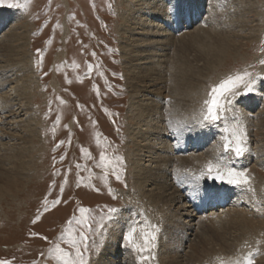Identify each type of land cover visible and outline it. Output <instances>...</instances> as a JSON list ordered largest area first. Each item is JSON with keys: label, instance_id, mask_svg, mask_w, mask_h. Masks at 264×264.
<instances>
[{"label": "rangeland", "instance_id": "374dc122", "mask_svg": "<svg viewBox=\"0 0 264 264\" xmlns=\"http://www.w3.org/2000/svg\"><path fill=\"white\" fill-rule=\"evenodd\" d=\"M183 1L178 3L179 8L184 5ZM130 2V0H0V10L16 13V20L11 18L14 13L10 14L11 17L0 26V35L9 32L11 27H16L19 33L26 27L29 29L28 47L23 51L24 53L28 50V57L24 56L22 60L28 67H25V76H21V79L18 77L17 80L26 81L29 85L31 98L28 99L24 94L19 95L23 99L22 103L28 106L26 107L28 118L34 121V126L30 127L31 132H23L25 128L17 132L21 137L23 134L26 135L24 140L29 148L25 153V160H31V163L23 171V176L18 178L16 187L10 191L4 190L2 196L0 195V259L8 260L11 264H55L48 255L47 250L51 246L49 242H56L66 222L73 216L80 215L79 207L91 209L92 215L97 218L106 212L108 207L117 208L118 212L104 222L100 233L89 234L88 264H96L108 245L114 222L123 214L127 216L129 210L134 208V203H137L139 198H132L138 190L132 183L130 165L132 146L126 142V130L131 122L127 117V108L132 89L128 86L130 81L120 54L121 37L123 35L126 37V33L121 36L120 30L122 33V30L129 27L121 16L128 12ZM197 2L198 9L192 22L194 26L190 28L188 25L190 29L187 30L197 32L198 29L206 27L208 31L203 29L195 35L184 36L182 34L184 31L173 29L170 22L167 29L170 30L169 38L173 40L168 60L181 67L190 63V66H197L199 67L197 70L204 73L201 72L200 75L198 70L196 75V91L200 87V92L196 93L198 109L201 99L205 98L208 84L217 82L228 73L247 68L248 71L257 74L256 83L254 91L235 97L230 110L226 111L225 116L215 124L201 125L196 120L195 144L191 146L183 139L177 138L170 141L171 152L178 155L193 152L198 158L195 160V174L199 175L206 162L215 159L217 147L221 145L220 137L224 135L223 128L237 123L238 118L247 137L245 144L247 151L243 156L233 158L231 161L240 164L238 169L247 170L250 183L255 190L256 183L263 180L260 192L264 196V165H259L257 163L259 158L256 157L258 151L264 148V132L259 135L254 123L256 120L252 116L261 112L264 118V65L259 63L264 59L262 51L264 0ZM161 7H164V3ZM238 22L240 25H236ZM212 28L217 30L216 33ZM205 31L207 34L210 32L212 37L209 38ZM214 34H219L220 37ZM37 49L41 52L37 53ZM23 53L18 57L20 60ZM41 59L42 62L38 64L37 61ZM31 65L34 71L31 70ZM241 92L243 93V89ZM174 134L175 132L172 133ZM82 148L87 149L90 156L82 152ZM101 151L106 152L112 160L109 169L96 167ZM117 156L123 158L122 164L115 159ZM77 165H80L79 169ZM111 167L122 169V181H117L111 175ZM231 168L236 169L235 166ZM104 171H109L107 184L101 179ZM183 174H180V179L185 178L186 172ZM78 175L82 178L79 184L84 182V185L79 186ZM190 180L194 195L188 200L192 204L191 210L196 212V218L190 222L194 229L189 240L195 242L197 246L202 244L201 248L205 247L198 248L201 254V258L199 257L201 261L198 264H216L217 256L225 259L235 258L257 248L258 252H253V264H264V224H259L258 227L250 226L248 223L233 225L225 239H229L227 240L229 248L225 249L213 243H218L219 240L213 230L217 229V225L221 226L222 221H228L234 216L233 213H229L222 217L225 214L223 213L221 221L217 219V215H221L225 209L231 211L235 206H242L238 194H244V191L248 194V191L226 182L208 179L206 176L198 181L192 177ZM109 188L113 189L111 193ZM213 194H228L229 198L224 203L219 202L217 209H212L211 205L204 207L206 197ZM45 198L48 201L47 211L44 210ZM57 198L60 203L53 205L52 201ZM195 206H198V211ZM261 208H264V203ZM38 212L40 218L33 223ZM145 215L148 223L138 219L140 222L138 221L137 225L149 224L154 217H151L153 212L150 211ZM149 215L152 219L148 217ZM199 222L205 226L206 234L196 226ZM166 226L168 225L165 223L162 229H166ZM207 235H210V239H207L209 238ZM163 236L165 254L162 255V260H166L162 262L163 264H168L165 255L177 253L178 260H181L185 253H189L188 246H180L179 234L176 232L164 231ZM44 237H47V240ZM123 238L124 236L120 237L121 240ZM203 238L213 245L203 244L202 242H205ZM257 240L261 242L259 245L256 243ZM167 244H170V247H167ZM127 246L129 258L131 257L128 258L129 264H156L154 259L141 261L133 257L139 254L154 255L156 258L154 249L141 254L135 249L130 250V245ZM62 247L67 245L62 243ZM210 248L212 250H209ZM178 255H181V258ZM261 256L263 260L256 263ZM119 257L123 258L122 254ZM184 262L183 260L182 264H194Z\"/></svg>", "mask_w": 264, "mask_h": 264}, {"label": "bare ground", "instance_id": "6f19581e", "mask_svg": "<svg viewBox=\"0 0 264 264\" xmlns=\"http://www.w3.org/2000/svg\"><path fill=\"white\" fill-rule=\"evenodd\" d=\"M130 1V8L127 7L128 12L121 16L125 23L129 24V27L127 26L128 28L126 30H122V33L120 30L121 36L126 33V37L124 35L121 37L120 54L123 57L125 70L130 81L128 86L132 89V93L130 91L131 94L127 108V117L131 122L126 130V142L132 146L130 151L132 183L138 188L137 194L135 197L132 196V198L139 199H137V203H134V208L129 210L127 216L123 214L114 222L108 238V245L96 264L128 263L129 255L127 247L129 248V246H127L128 243L125 239L123 238L121 240L120 237H125L133 224L139 221L138 219L148 223L146 218L147 214L145 215L147 211L153 212L151 217L154 216L153 219L150 218V215L148 216L152 219L149 224L156 225L158 228L160 227L155 240V263L163 264L162 262L166 261L162 260V255L165 254L163 250L165 245L163 244L162 238L164 237V231H169L179 234L178 241L180 246H188L189 253H185L184 258L178 255L181 260H178L177 253H174L175 255H165L168 264H182L183 260L185 261L184 263L193 262L194 264H198L201 261V254L198 248L202 244L200 243L201 245L197 246L195 242L192 243L189 240L194 229L190 222L194 220L193 218L196 216V212L194 213L193 209L191 210L192 204L188 200V198L190 199L194 195L190 177H192L191 173H196L195 160L198 158L193 152L188 155L184 154L185 156L173 154L171 152L172 144H170V141L177 138L179 140L183 139L184 142L186 141L191 146L195 144L196 119L193 117L197 115V110H199L198 105L196 106L198 103H196V93L200 92V87L196 91L197 87L195 82L197 71L199 70L197 68L199 67L190 66V63L181 67L177 66V63H172V60H168L169 50L173 40L168 36L170 30L167 29V26L169 22L172 23L173 29L184 31H182L184 36L195 35L197 32L199 33V30H206V27L202 28V30L201 28H197V32L187 30L194 26L192 22L196 16L199 3L197 1L199 0H184V5L181 8L178 6L181 0ZM163 3L164 7H161ZM237 9L241 8L237 7ZM13 13L14 11L11 12L10 10H0V26ZM11 18L16 20V13ZM188 25H190V28H188ZM236 25H240L239 22ZM214 29L213 31H215ZM206 31L205 34L209 38L210 36L212 37L209 34L210 32L207 34ZM7 33L0 35V195L4 193V190L10 191V189L16 187L18 178L23 176V171L31 163V160H25V153L29 148L24 140L26 135L23 134V137H21L17 132H21L22 128H25L23 132H31L30 127L34 126V121L28 118V108H26L28 106L22 103L23 99L19 95L24 94L30 99L29 85L26 81L17 80L18 77L21 79V76H25V67H28L22 60H24V56L28 57V50L24 53L23 51L24 48L26 49L28 47L30 39L29 29L26 27L23 32L19 33L16 31V27H11ZM218 35L216 34L215 36L220 37ZM220 41L223 43L221 39ZM21 53L23 54L20 60L18 57H20ZM16 57L18 61H16ZM30 68L34 71L33 65ZM21 71L22 73H20ZM204 71L207 73L206 70ZM201 72L203 73V71L198 73L200 74ZM33 82L34 80L32 79ZM252 102L253 100L250 101V104ZM252 116L256 120L254 123L259 131V135H261L264 132V128H261L264 126L262 124L264 123V118L261 116V112L259 114H253ZM169 121L172 122V127L169 126ZM178 121L183 124V127L177 124ZM257 122L259 123L257 124ZM173 132H175L174 135H172ZM18 140L20 141L18 142ZM259 146L258 144L257 148ZM186 150L188 149L186 148ZM258 154H256V157L259 158L260 162L258 161L257 163L264 165V148L259 150ZM232 166H235L236 170H240L238 169L240 167L239 163L231 161L229 167ZM185 172V178L180 179V174ZM261 183H263V180L256 183L255 194L251 192L247 194L245 191L244 194L242 193L243 191L241 195L238 194L241 198L242 206H235L231 211L225 209L221 215H217V219L221 220L222 217L229 215V213L234 214L233 217H228V221L224 222L221 220L222 225H217V229L213 230L219 239L218 243L213 242L214 244L225 249L229 248L227 241L229 239H225L230 234L229 230L233 228V225L239 226L243 225V223H248L250 226L258 227L259 224H264V211H262L264 208H261L264 203L262 202L263 194L260 192L262 188ZM80 184L84 185V182ZM80 184L79 186H81ZM138 191H140L139 195ZM227 195H209L206 197V203L203 206L207 207L211 205L212 209H217L219 202L224 203L229 198H227ZM195 209L198 211V206H195ZM257 209H260V211H257ZM223 213L225 214L223 215ZM165 223L168 226L163 230L162 228ZM207 225L209 226V224ZM196 226L202 230V233L206 230L205 226L200 222ZM209 236L207 235V237ZM135 239L142 243L139 236V228ZM207 239H210V237ZM215 240L217 242V239ZM194 241L199 242L198 240ZM202 243H206L209 246L213 245L212 242H207L206 239ZM166 246L170 247V244ZM202 248L205 247L203 246ZM214 249L216 248L214 247ZM130 250L134 251L131 246ZM209 250L212 249L210 248ZM120 254H122L123 258L119 257ZM133 257L134 259H139V254H135ZM262 260V256L258 257L256 263H260Z\"/></svg>", "mask_w": 264, "mask_h": 264}, {"label": "snow or ice", "instance_id": "6c2138e0", "mask_svg": "<svg viewBox=\"0 0 264 264\" xmlns=\"http://www.w3.org/2000/svg\"><path fill=\"white\" fill-rule=\"evenodd\" d=\"M36 51L37 53L41 52L40 49H37ZM262 51H264V49H262ZM41 62L42 59L41 61H37L38 64ZM259 63L264 65V59H261ZM76 67H79V65H76ZM89 71H91V66H89ZM256 76L257 74L252 73L245 68L243 70L228 73L215 83H209L205 98L201 101L198 113L193 118L201 125L215 124L225 116L226 111L230 110V106L235 97L254 91ZM241 89H243V93L241 92ZM61 103H63V101H61ZM58 122L59 117H57V123ZM177 124L180 127H183L181 122L178 121ZM169 126L172 127L171 121H169ZM222 131L224 135L220 137L221 145L217 147L215 159L208 160L199 175L191 173L192 178L198 181L206 176L208 179L226 182L244 188L246 191L255 194V189L250 183L247 170H236L229 167L231 159L241 157L247 151L245 146L247 137L243 126L239 124L237 118V123L230 126L226 125ZM99 143L100 141L98 139L97 144L99 145ZM81 151L88 154L87 149L82 148ZM88 155L90 156V154ZM115 159L122 164V157L117 156ZM111 162L112 160L108 157L107 153L101 151L99 154V163H97L96 167L109 169ZM79 167L80 165H77L78 169ZM110 172L117 181H122V169L118 170L116 167H111ZM108 175L109 171H104L101 176V179L105 184H107ZM81 180L82 178L78 175V184ZM108 190L110 193L113 191L111 188ZM61 191H63V185H61ZM43 203L44 210L47 211V198H45ZM59 203V198L52 201L53 205ZM257 211H260V209H257ZM78 212L80 213L78 217L73 216L66 222V226L57 237L56 242H49L51 246L47 250L48 255L55 264H88L87 253L90 247L89 234L93 232L100 233L103 230L104 222L110 220L112 216L118 212V209L108 207L107 211L103 212L99 218L93 216L92 210L89 208L79 207ZM39 218L40 216L38 212L33 223ZM138 228L142 243L135 239V234L137 233ZM158 231L159 228L156 225H137L134 223L124 239L133 249L143 254L150 252L155 248L156 234ZM33 235L36 234L33 233ZM44 239L47 240V237H44ZM62 243L67 245V247H62ZM256 243L259 245L261 242L257 240ZM92 246H94V244ZM253 252H258V248L253 250ZM253 252H248L242 256L228 259H225L222 256H217L215 257V262L216 264H253ZM41 255H43V253ZM139 259L141 261H148L150 259H155V257L154 255H140ZM0 264H11V262L5 259H0Z\"/></svg>", "mask_w": 264, "mask_h": 264}]
</instances>
